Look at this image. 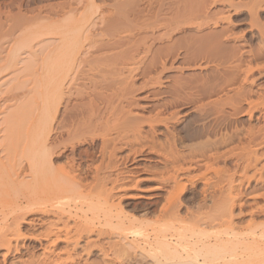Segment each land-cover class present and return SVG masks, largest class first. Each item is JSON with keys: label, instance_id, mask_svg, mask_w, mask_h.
Instances as JSON below:
<instances>
[{"label": "bare ground", "instance_id": "obj_1", "mask_svg": "<svg viewBox=\"0 0 264 264\" xmlns=\"http://www.w3.org/2000/svg\"><path fill=\"white\" fill-rule=\"evenodd\" d=\"M88 1L93 2L94 0ZM258 4L259 7L260 4ZM12 5L13 1L7 0L0 3V8L11 9ZM70 7L72 6H69V12H72ZM21 8L22 4L19 5V11L15 15L9 11L13 20L16 19L21 23L15 24L16 26L9 30L6 28L8 25L5 30L3 27L5 25L1 26L2 24H0V102L4 101L3 87L11 86L9 90L15 92V94L13 93L14 97L11 95L13 98H9L10 101H5L8 102L6 107L0 104V122L5 127V138L7 141L9 139L8 145L16 150V147L23 144L18 149L23 147L21 150H24V153L27 151L28 166L23 171H25L24 176L27 174L30 179L27 177L29 181H20L19 170L18 172L15 170L17 165L13 167L17 163H14L15 156L14 159L12 158L14 164L9 165L5 162L7 160L4 161L5 163L0 160V258L3 262L10 260L12 255H17L13 264H92L89 262V258L84 259V257H89L96 252L100 257L101 264H264V221H260L261 223H258L259 220L255 221L257 213L264 214V204L260 205L258 202L260 198L264 201V193L260 194L264 190H261L262 192L259 190V195H252L255 192H250L252 195L249 197L252 201L250 204L254 208H251L252 220L250 219L245 228L237 227L232 216V210H234L232 208L236 207L237 201L244 194L241 192L244 181H248V183L254 181L259 185L261 183V186L264 184V147H254L258 136L264 131V127L249 126L250 129L246 132L233 131L232 134H225L227 131L224 135L213 137L214 139L208 136L207 142L205 140V143L200 142V144H191V146H185V142L178 143L177 136L175 137L172 133L171 137L169 130L170 123L174 125L173 122L179 119L180 113L175 108L184 100H187L186 103H193L189 100L193 98V95L189 98L190 94L186 93L187 89L188 92L191 93V91L182 82H176L171 89L170 94L173 100L165 102L154 113H148V116L136 112L135 107L130 108L132 104L130 100L132 97H130L129 100H122L120 106L122 109L119 114L116 113L118 110L114 111L111 118H107L106 115L107 119H105L100 104H106L107 111L109 108L113 109V101L118 92L104 94L105 92L100 91H103L104 88L115 91L117 85L124 87L123 84L127 83L126 80L129 76L138 73L142 65L143 70L138 75L143 80L148 76V80L143 83V86L140 85L146 90L149 87L161 85L162 77L160 76L166 70H170H168L169 62L165 59L168 53H166V49V55L162 59L158 54H162L164 51L153 50L152 46L147 44V31L151 26L144 23L147 22L146 20L142 21L145 16L142 17V10L133 13L131 16L133 19L129 15L130 18H127V21H124L125 17L123 20L121 18L126 24L116 22L119 18L114 19L117 24L112 21L107 22L103 15L102 18H104L101 19L102 21L100 20L101 22L99 21V26L92 16H82V13L77 18L66 19L71 13L66 16V12L62 15L60 12L59 15L56 12H49L52 9H48L47 13H42L43 9L41 11L38 9L40 12L27 15ZM233 8H235L234 5ZM74 10L76 9L74 8ZM200 13L199 11L197 14ZM9 14L7 12L6 15ZM76 14L77 12L73 15L76 16ZM257 14L255 7L249 10L248 15L251 16V23L259 18ZM192 15L194 16L195 13ZM56 16L62 17L55 19ZM179 23L181 24L180 20ZM147 24L149 27H145ZM176 26L177 24H175ZM173 28L174 26L171 29ZM165 31L167 34L163 35L168 36L169 30ZM258 32L262 35L264 42V29H259ZM6 36L9 39L7 41L4 40L7 38ZM163 37L160 39H164ZM153 44L155 43L153 42ZM168 48L170 49L171 46ZM92 51L97 52L96 54L99 52L103 54L98 58L92 57L94 59L90 61V56L94 55ZM148 57H151L150 62L145 63ZM243 62L241 60L240 65H235L236 72H233V69L232 72L230 71L234 77L227 83L229 82L232 87L233 95H229L224 91V87H220L218 93L224 91V97L221 94L222 96L219 95L220 97L217 99H212L213 101L207 105L208 107H220V110L223 111H228L225 110L228 106L230 113L239 114L242 111L241 113L249 115L248 118L251 120L255 117L253 108L257 103L254 98L257 97L258 102L259 100L264 101V87H258L255 90V88L253 89L254 78L253 83L250 82L254 73L260 71L261 67L254 66L255 64L251 60L248 61L247 66L244 62L246 69L242 70ZM89 71L104 73L101 81V86L104 88L100 86L99 80L101 90H98L97 83L93 84L94 87L90 84L93 89L90 94L88 92L90 90H86L87 94L82 91L87 86L82 90L79 86H82L80 83L87 79L85 78L87 77L86 72ZM5 72L8 73L7 76L14 74L15 76L5 79ZM135 77L139 78L136 74ZM136 80L138 81V79ZM7 81L13 84L11 85ZM149 81H151L150 84ZM239 81L241 85L235 87ZM82 84L83 87L84 84L86 85V83ZM133 86L135 87V84L132 85V88ZM142 87H139L140 90H143ZM6 90L5 93H8ZM124 90L128 89L122 90L124 94L120 91L122 95L126 94ZM127 92L129 93V91ZM154 93L145 95L144 99L149 100L157 95ZM185 94L188 95L187 99H182L186 97ZM97 97L102 100L100 104L96 101ZM9 102H13L16 110L13 109L15 110L13 112L11 110V113L7 110L8 113H6L5 108L9 109L12 105ZM124 102L126 104H123ZM201 104L199 107L203 109L204 106L205 108V105ZM127 106L128 110H126ZM2 107L4 110H1ZM199 107L196 108L199 109ZM257 107L258 105L255 109ZM86 108L89 109V111L86 110L87 113L90 112L87 114L88 121L83 122L82 119H77L72 123L67 121V113L77 118V115H83V110ZM259 116L256 117L257 120L264 119V112H261ZM68 122L71 123L70 127H68ZM1 127L3 126H0V129ZM82 133L92 134L93 138L90 137L92 143H95L96 140L100 141L99 152L102 155L100 163L92 168L89 165L91 161L88 164L89 170H93V181L91 182L94 185L90 186L91 188L88 185L90 181L83 183L85 180L87 182V179L81 177L84 169L80 165L83 162H80L78 167L76 166L77 170L73 164L69 168L63 167L62 169L55 168L53 165V156L56 150L67 151L68 143L70 144L74 138L76 139L74 135ZM156 134L164 138L159 139ZM72 136V141L70 139L66 145L65 141ZM85 136L80 138L77 144L74 142L71 144L74 159L81 153L84 155L85 151L78 150L77 145L84 144L88 140ZM235 143L241 145L245 143L246 147L242 148L243 154H238L239 158L235 163L233 174L228 168L216 169L215 167L221 160L230 154L232 156L229 157H233L235 151L233 148L235 147L231 146ZM137 146L140 150L135 149ZM7 147L6 149H8ZM12 150L11 152H14ZM11 152L8 150L7 154H11ZM18 152L21 151H17L19 155ZM119 153L120 155H118ZM123 153L125 154L123 155ZM149 156L154 158V165L157 164L155 169L152 168L154 170L150 174L136 177L133 173V175L127 173L123 176V172H115L117 162L121 160L129 161L132 157L135 161L139 157L140 162H145L150 160ZM10 157L9 159H11ZM22 158L27 159V156ZM82 158L84 157L82 156ZM12 160L9 161L12 162ZM86 161L88 163V157ZM21 163L22 166L20 165L18 168L22 170V167H25V162ZM201 166H207L209 172L211 167L214 166L215 169L211 174H201L200 176L195 174L196 176H193V172ZM237 176L239 179H236ZM186 182L193 186L196 185V182L203 184L201 194L203 193L202 201L205 202L206 193L209 192L207 189L213 186L218 194L215 192L216 194L212 195V205L209 206L205 203L203 205L198 202L197 210L192 211L186 207L184 216L182 214L183 203L180 198L186 192ZM142 183H153L154 185L145 190L140 187ZM255 186L254 188H257ZM93 188L96 190L94 191ZM144 192H153L154 195L147 197V195H143ZM159 192L166 193L165 202L158 214H155L154 219L147 217L139 219L137 214L136 216L131 214L134 211H128V214L126 206H123V200L158 199L160 198ZM206 208L209 209V212H206ZM204 211L205 215L202 213ZM79 212L83 214L84 222L71 224V216L78 215ZM24 226H28L29 233L25 231ZM27 242L33 243L31 248L34 251L30 256H22L21 251L27 249V244H29ZM98 262L96 263L100 264Z\"/></svg>", "mask_w": 264, "mask_h": 264}, {"label": "rangeland", "instance_id": "obj_2", "mask_svg": "<svg viewBox=\"0 0 264 264\" xmlns=\"http://www.w3.org/2000/svg\"><path fill=\"white\" fill-rule=\"evenodd\" d=\"M3 1H7V0H0V3H2ZM12 1H13V5L11 6L12 7L11 9L6 8V7L0 8V11H1L0 12L1 13L0 24H2L1 26L5 25V26H3L5 30H6V28H8L7 30L12 29V27L16 26L15 24L21 23L19 21L17 22L16 19L13 20V17H11V14H9L12 11L11 13H13L15 15V13L17 11H19L18 10L19 5H21V4H22V8H21L22 11L26 12L27 15H30V13H33V12H34V14H36V13L40 12L41 9H43L41 11L42 13L43 12L47 13L48 9H50V10L52 9L51 11H49V10L48 11L54 12V13L56 12L59 15H60V12H61V15L64 12H66V16L69 15V13H71L69 16H67V17L65 16L66 19H69L71 17L77 18V16L78 17L81 16V13H82V16H85V15L92 16V19H94L95 22H98L99 26H100V22L102 21L101 19L104 18V17L102 18L103 15L105 16V19H106L105 21H107V22L112 21V23H114V24H117L116 22H122L123 24H126V22H124V21H127L128 20L127 18H130L133 15V13L137 12V10L138 11L142 10V12H143L142 17L145 15L144 18H142V21L146 20L147 22H144V23L145 24L148 23L151 26V27H149L148 24L146 26L144 25L145 27H149L148 28L149 30L147 31L148 32V36H147L148 40H146L147 44H148V46H152L153 50L154 49L156 51L158 50V52H159V50H161V52L164 51L162 53L163 55L161 53L158 54L162 57V59H164L163 57H165L166 53L168 52L167 55L168 54L169 55L168 56L166 55L167 58H165V59H167L169 62L168 63V70L169 69L170 70L169 71L166 70L160 76V77H162L161 78V85H157L153 88L149 87V89L146 90V89H143L142 86H143V83L146 80H148V76L146 78H144V80H143V78H141V76L138 75L140 73V71L143 70V65H142V67L138 73L132 74L134 77L129 76V78L126 80L127 83H125V84L122 83L124 85V87H122V85H117L115 88H117L119 90L116 89L115 91L107 89L108 91H111V92H108L103 86H101V81L103 79L104 73L102 74V72L98 73L96 71L86 72L87 77H85V78H87V79H85L84 82L80 83V85H82V86H79V88L81 90L87 86L85 88V90H82L83 92L84 91L87 92L86 90H90V91H88L90 94L91 89H93V87L96 83L98 84V90H101V88H99V83H100V86L104 88L105 91L104 90L100 91L103 93L105 92L104 94H109V93L111 94L113 92H115V94H116V92H118L117 95L114 94L116 96L115 100L113 101L114 107L116 106L115 109H114V107H113V109L109 108L108 111L106 110L107 109L106 108L107 106H105L106 104L101 105L100 103L102 102V100L98 97L96 98V101L98 102V104H100V106H102V113H104L105 119L111 118V114H114L117 110L118 111L116 113L119 114L121 112L120 109H122V108H120V106L122 104V100H129L130 97H132L130 100H131V103L133 104V105L131 104L132 107L130 106V108L133 109L135 107L134 109H136L135 110L136 112L140 113L141 115L144 114V116H148L150 113H152V112L154 113L155 111H157L160 108V106H162L165 102H170V99L172 101L173 98L170 94L171 89L173 88V86L176 82L177 83L182 82V84L185 83L184 84L185 87L189 88V91H191V93H190V92H188V89H187L186 93L187 94L189 93L190 96H188L189 94L188 95L185 94L186 97L182 98V99H187V96L190 98L191 95H193L192 96L193 98L189 99V100H191L190 102H193V103H189V102L186 103L185 101H187V100L181 101L182 100L181 99L180 100L181 104L179 103L178 107L175 108L180 113V115L178 116L179 119H177L176 121L173 122L174 125L172 123H170L171 127L169 126L170 127L169 130L171 133V135H170L171 137L173 134L175 137L177 136L178 143H180V142L184 143L185 142L184 143L185 146H191V144L192 145H194L196 143L200 144V142L205 143L204 142L205 140L207 142L208 136H210L212 138L213 137L216 138V137H219L221 135H224V133L227 131L229 133L227 132L225 134H232L231 132H233V131L234 132H236V131L246 132L248 129H250L249 126H256V128H260V126L264 127V119H262V118L258 119L260 121L259 122L256 118L257 116L260 115L261 112H264V101L259 100V102H258L257 97L254 98L255 103L257 102L254 105H256V106L258 105V107L256 109H255L256 106L253 108L254 109V115H255V117L252 118L253 120L252 119L249 120L250 119V118H248L249 115H247L244 112H243L244 113V115H243V113H241L242 111L239 112V114L237 113L238 115L230 113L228 106H226L227 108L225 109L228 111H223V110H220V107H217L218 108L217 109L216 107H213V106L208 107V105H207V103H210L214 99H217L218 97H220L219 95H221V94L224 97V94H225L224 91H226V93H228L229 95H233L232 94L233 91H231L232 87L229 85V82H230L229 80H232L233 79L232 77H234V74L231 73L232 72L231 70L233 69V72H236V70H235L236 66L235 65H237V66L240 65L239 62L241 60L246 63V66L248 65V61L252 60L253 63L255 64V65L253 64L254 66L257 65L258 67H261L260 68L261 70L257 71L259 73H257V72L254 73V76L251 78L252 80L250 82H252L253 78H254L253 82H254L255 87L253 86V89L255 88V90H257L258 87H264V42H263L262 35L260 34V32H258L259 29H261V30L264 29V0H94L93 2H89L88 0H16V1L12 0ZM231 3H232V5H231ZM257 4L259 5V7L257 6ZM233 5L235 8H233ZM252 5H253V7L256 8V11L258 12L257 16H259V18L257 17L258 19H256L255 21H252L253 24L250 22L251 16L248 15L249 10L251 8H253ZM65 6L66 7L68 6V7L66 8ZM69 6H72V7H70V9L72 8V10H70V11H72V12L76 11L77 12L76 16L73 15L76 12H74V13L69 12ZM44 8H45L46 12L44 11ZM53 8H54V10H53ZM61 8H63L64 11H61V10H63ZM74 8L76 10H74ZM230 8H232V9H230ZM12 9L14 10V12ZM38 9L40 11H38ZM134 9H135V11H134ZM199 11L201 13L198 15L197 13ZM7 12L9 15H6ZM194 13H195V15L193 16L192 14H194ZM183 15H184V17H182ZM196 15H198V16L196 17ZM7 16H10V17L7 18ZM107 16L110 19L112 17V19L110 20ZM59 17L61 18L62 16H59ZM59 17L56 16L55 19H58ZM124 17H125V19H124ZM185 17L187 18V20ZM225 17H226V19H224ZM5 18H7V19H5ZM121 18H122V20L124 19V21H122ZM11 19H12V21H11ZM114 19H118V20L116 21ZM131 19H133V18L131 17ZM221 19H222V21H221ZM248 19H250V20H248ZM4 20H7V21H4ZM179 20H180L182 26L179 23ZM259 21H261V22H259ZM122 23H118V24H122ZM171 23H174V24H171ZM168 24H169V27H168ZM175 24H177L176 27H175ZM251 25H252V27H251ZM261 25H262V27H260ZM101 26H102V24H101ZM171 26L172 27L174 26L175 29L174 28H173L174 30L171 29L172 28ZM255 26L256 27L258 26L257 27L258 30L256 29ZM129 27H130V25H129ZM177 27H179V28H177ZM97 28H100V27L97 26ZM165 30H169L168 32H170V33H168V36L163 35V34H167V32ZM175 30H177V31H175ZM151 33H152V35H151ZM162 35L165 37H163ZM149 36H151V37H149ZM161 37H163L164 39L161 40L160 39ZM4 40L7 41L9 39L7 37ZM153 42L155 44H153ZM170 46H171L172 50H171V48L170 49L168 48ZM157 48H159V49H157ZM163 48H164V50H163ZM165 49H166V53H165ZM170 52H172V53H170ZM96 53L94 51H92V54H94V55L90 56L91 59L88 57L90 61H92V59H94L95 57L96 58L100 57L103 54V53L101 54L100 52L98 54H96ZM92 57H94V58H92ZM254 57H255V59H254ZM150 59H151V57H148V59H146L145 63L146 62L149 63ZM244 62L242 64V66H243L242 70L246 69ZM227 66L229 69L227 68ZM159 71H161V70H159ZM159 71H158V73H159ZM222 72H223V74H222ZM135 74L139 78H136ZM5 75H6V76H4L5 79H7L9 76H12V78L15 76V74L7 76L8 75L7 72H5ZM153 75H155V74H153ZM4 77H3V79H4ZM134 78L138 79V81ZM90 79H91V81H90ZM122 79H123V77H122ZM130 79H132V80H130ZM99 80H100V82H99ZM129 80H130L131 87L129 85ZM9 81H7V82H9ZM87 81H89V82H87ZM132 81H134V82L132 83ZM227 81H229V82L227 83ZM150 82L151 81H149V84H150ZM9 83L11 84V82H9ZM82 83H86V85L84 84V87H83ZM225 83H227V84H225ZM134 84H135V87L133 86V88H132V85H134ZM136 84H137V86H136ZM140 85H142V86H140ZM240 85H241V82L239 81L235 84V87H238ZM8 86H9V84H8ZM138 86L140 88L142 87L143 90H140V88ZM81 87H83V88H81ZM220 87L221 88L224 87V89H225L223 91L224 94L218 93L219 89H221ZM3 88H2V91L4 92V94L2 92L1 95L3 94L2 97H3L4 101H1L0 104L2 106L6 107L8 102H5V101L6 100L8 101L9 98L12 97L11 95H13V97H14L15 92L14 91L11 92L9 90V88H11V86L7 87V88L5 86V88L7 90L5 88L3 90ZM125 88L128 89L127 91H129V93H128L127 91L124 90L125 93L127 94L126 98H125L126 94L122 95V93L124 94V92H122V90ZM137 89H139L138 92H136ZM227 89H228V91H227ZM229 89L231 92L229 91ZM5 90L8 93H5ZM132 91H135V92H132ZM154 91H155V93H154ZM88 92H87V94H88ZM151 93H154L157 95H154L153 97L149 98V100L144 99L148 94H151ZM7 94H8V96H7ZM84 94H86V93H84ZM118 94H120L121 96L120 95L118 96ZM4 97L5 98L7 97L8 99L7 98L5 99ZM12 98H10V99H12ZM120 101H121V103H120ZM12 103L13 102H11L10 104H12ZM134 103L136 105L137 104L138 105L136 106ZM123 104H126V103L124 102ZM200 104L205 105V108H204V106H203V109H202V107L200 108L199 107ZM1 105H0V107H1ZM4 107H2L1 110H4ZM196 107H199V109ZM15 108H16V106L14 104H12L9 109L5 108V112L8 110L11 113V110H12V112L16 110ZM13 109H15V110H13ZM86 110L89 111L88 108L84 109L83 115H77V118H75L74 115L67 113L68 114V115L66 114L67 121H69L71 123H72V121H75L77 119H79V120L82 119L83 122L85 120L88 121L89 116L87 114H90V112L87 113L88 111H86ZM126 110H128V106H127ZM8 111L6 113H8ZM108 112H110V113H108ZM221 112H222V114H221ZM227 112H229V113H227ZM106 115H107V118H106ZM70 116H71V118H70ZM90 118H91V116H90ZM68 119H70V120H68ZM82 120H81V123H82ZM69 122H68V127H70V125H71V123H69ZM0 123H1L0 126H3L0 129V136H1L0 137V155H1L0 160L2 162L7 160L5 162H6V164H9V165L14 164L16 162L19 163V164L16 163V164H14V166L13 165L12 166L16 167V165H17V168L16 169L14 168V169L17 172L19 170V174H20V178H21L20 181H22V180L23 181L24 180L29 181L30 178L27 176V174H26V176H24L25 171H23L24 169H27V166H28L27 160L29 158H28V155H26L27 151H25V153H24L23 152L24 150H21V149H23V147L20 150L18 149V147L20 148L21 146H23V144L16 147L17 148L16 150H14L15 148H12L8 145L9 139L7 141V139L5 138V135H6L5 134L6 132L4 131L5 127L2 124V122H0ZM2 129H3V131H2ZM145 129L147 131H149L147 128H145ZM162 130H163V128H162ZM85 135L87 136L88 140L86 142H84V144L77 145L78 150H81L82 152L85 151L84 155H83V153H81L80 156L79 155L75 156V159H74V157L72 155V151H71V144L73 142L75 144H77V141L80 138H83V136H85ZM80 136H82V137H80ZM74 137H76V139L75 138L73 139V136H72L69 138V140L67 138V140L65 141V144L67 145V142H70V139H71V141L73 139L72 143H70V144L68 143L69 147H68L67 151L64 152L63 150L62 151L60 150V152H59V150L58 151L56 150L55 155L53 156V162H54L53 165L55 168H58V169H62L63 167L69 168L70 166L74 165V168L77 170V167L80 164V162L81 163L83 162V164H81L80 166H83L84 171L81 173L82 175L81 174L80 175L82 178L85 177L84 179H87V182L85 180L83 183H88V181H90V183L88 185H89V188H91L94 185L93 182H91V181H93L92 180L93 170H91V169L89 170V165H90V168H92V167H95L97 165V163L99 164L100 163L99 161H101L100 159L102 158V155L99 152L100 151V141L96 140L95 143H92L91 138H93V135L90 133L77 134V136L74 135ZM156 137H158L159 139L164 138L163 136L157 135V134H156ZM263 138H264V131L258 136L257 141L254 143V147H257V148L262 147L263 148L264 147V145H263L264 139ZM237 144L235 143L234 145L231 146L232 148H233V146L235 147V148H233L235 150L233 152L234 153L233 157H229V156H232V154H230L225 159L221 160L220 163L218 164L219 166L217 165L218 168H217V166L215 167L216 169L228 168L230 170V173L232 172L231 174H233V172L235 170L234 169L235 163H236L237 159L239 158V155L243 154L244 150H242V148L246 147V146H244L245 143H242V145L239 143H237ZM5 145H6V147L9 146V147H7L8 149H6V147H4ZM240 145H241V147H240ZM136 148H137V150H140V149H138V146L135 147V149ZM139 148H141V147H139ZM11 149H13L12 151H14L15 153L11 152ZM8 150L11 152V154L10 153L7 154ZM2 151H4L6 154ZM17 151L22 152V153L18 152L19 155L21 154L20 157L17 154ZM86 151H87V153H86ZM85 153H86V155H85ZM23 154H25L24 155L25 157L27 156V159L25 158L26 160L22 158V157H24ZM124 154L125 153H123V155ZM9 155H11L12 157H10ZM17 155H18V157H16ZM87 155H89V156H87ZM118 155H120V153ZM82 156L86 159L84 160V158H82ZM9 157L11 159H9ZM87 157L89 159L88 163L86 161ZM6 158H8V159H6ZM12 158L14 159V161L16 160L14 163H13ZM17 158L19 159V162H18ZM138 159H139V157H137L136 160L134 161L131 157V160H129V161L128 160L127 161L121 160V161L117 162V168H116L117 170L115 172H118V171L123 172L124 173V174L122 173L123 176L125 174L127 175V173L128 174L133 173L136 177H139V176L147 175V173L148 174L152 173V170H154L157 167V164L154 165L155 164V162L153 160L154 158H152V157L150 158V156L148 157V159H150V160H147L145 162L144 161L140 162ZM9 160H12V162ZM22 161L25 162L24 163L25 167L24 168L22 167V170H21L18 167L21 164H23V163H21ZM72 161H74L75 163L74 162L72 163ZM89 162H90V164H89ZM134 167H136V168H134ZM201 167H198V169H196L193 172V176H196V175L200 176L201 174L202 175L211 174L213 172V169H215L213 166V167H211L212 169L209 168L211 170L209 172V170H207L208 169L207 166H203L202 168ZM86 168L89 171L88 170L86 171L85 170ZM152 168H154V169H152ZM129 170H130V172H129ZM139 170H140V172H139ZM205 170L207 171V173H204V172H206ZM21 171H23V172L21 173ZM236 179H239V177L237 176ZM195 184H196L195 186H193V184H190V183L186 184V187H187L186 192L180 198V201L183 203L182 204V214L186 213L185 212L186 207L189 210L191 209L192 211H196L197 207H198L197 206L198 202L203 204V205L208 204L210 206L211 201H212V199H211L212 195L214 196L217 193V191H215V188H213V186L210 187L211 189L210 188L207 189V191H209L210 193L209 192L206 193V195H207L206 202L202 201V198L204 197V196L202 197L203 193L201 194V192H203L202 191L203 190L202 189L203 184L201 182H198V183L196 182ZM250 184H252V185H250ZM152 185H154V184L153 183H142L140 185V187L144 188L146 190V189H149L150 186H152ZM254 185H256L255 187H257V188H254ZM262 185L263 186H261V183H260V185L256 184V182L254 183V181H252L251 183H248V181H244V184H242L241 192H242V194L243 193L244 194L237 201V204L235 205L236 207L232 208V209H234V210H232V216L234 217L233 221L237 225V227L245 228L247 226V223L249 224L250 219L252 220L251 210L254 207L252 204H250L252 201L249 197H251L252 195H257V194L259 195L260 192H258V191L264 190V184H262ZM259 187H261L262 189ZM93 189H94V191L96 190V188H93ZM253 191L255 193H252ZM250 192L252 193V195L250 194ZM256 192H258V193H256ZM263 193L264 192H262L260 194L262 195ZM143 195H145V196L147 195V197H148L150 195L153 196L154 193L153 192H144ZM158 195H160V198L154 199V200H151V199L123 200L122 203H123L124 207L126 206L125 209H127V213H128V211H130V212L134 211L131 214L135 215V216L137 214L138 215L137 218H139V219H142L143 217H145V218L147 217L148 219H152V218L154 219V217L158 214L159 210L161 209V207L163 206V204L165 202L166 193L165 192H159ZM200 200H201V202H200ZM115 201L117 202L118 200H115ZM240 201H242V202L239 203ZM262 201H263V199L260 198L258 201L260 203V205L264 204V201H263V203H261ZM238 203L240 204V206ZM230 204H231V202H230ZM183 207L185 210L183 209ZM205 210H206V212H209L208 211L209 209L207 210V208H206ZM145 212L146 213L149 212L150 214H148V213L146 214ZM206 212L204 211L202 213L205 215ZM241 212H243V213H241ZM259 214H261V213H259ZM259 214L257 213L258 217L257 216L255 217V221L258 222V220H259L258 223H261L260 221H264V216H263L264 214H261V215H259ZM183 215L185 216L186 214H183ZM82 218H84L83 214L81 212H79L78 215L74 214L71 216L70 222H71V224L72 223L74 224L76 222L78 224H80L82 221L84 222V219H82ZM72 219H73V221H72ZM24 227H25V231L28 232V230H29L28 226H24ZM26 227H27V229H26ZM29 232H30V230H29ZM27 243H29V244H27V249H23L21 251L22 256H30V254L34 251L31 248L32 247L31 245L33 243H31V242H27ZM23 251L26 254L25 253L23 254ZM97 254L98 253L94 252L91 256L84 257V259L89 258L88 260L92 264H94L98 261H99L98 263L101 264L100 257ZM17 257H18L17 255H12L9 258L10 260H8L7 262H3V260L0 258V264H13Z\"/></svg>", "mask_w": 264, "mask_h": 264}]
</instances>
